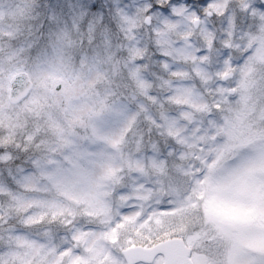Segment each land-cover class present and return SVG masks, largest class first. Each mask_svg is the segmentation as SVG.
Segmentation results:
<instances>
[{
    "label": "clouds",
    "instance_id": "9594fccd",
    "mask_svg": "<svg viewBox=\"0 0 264 264\" xmlns=\"http://www.w3.org/2000/svg\"><path fill=\"white\" fill-rule=\"evenodd\" d=\"M41 2L34 0L32 23L37 31L43 23ZM103 3L105 19L101 23L93 17L94 30L61 21L71 39L60 53L63 74L80 77L83 86L72 99L73 108L46 99V88L31 78V95L20 108L18 134L0 137V148L14 150L27 133L22 151L29 150V156L40 162L37 171L22 177L21 183L38 189L42 198L3 202L12 221L8 228L27 223L33 234L43 236L55 216L56 224L71 233L77 225L97 223L117 210L124 191L161 207L175 203L176 215L164 217V227L188 237L187 250H197L194 256L207 257L209 264H232L237 241L222 235L218 224L220 212L234 197L239 196L257 217L239 241L241 251L251 249L246 246L251 237L264 235V158L257 155L258 149H264V15L251 13L247 30L241 31L234 23V14L236 8L245 6V0H222L216 9L218 15L229 3L233 6L224 26L207 16L208 26L205 21L190 24L183 6L175 11L177 18L171 19L164 13L170 0ZM10 20L7 11L0 14L4 26ZM198 49L206 54L198 56ZM249 49L251 55L241 60ZM40 51L49 59L57 58L50 37ZM141 58L144 63L136 65L134 61ZM32 59L34 62L35 57ZM224 72L227 76L220 75ZM46 83L51 85L52 81ZM56 83H61L59 77ZM233 83L236 91L229 92ZM231 95L235 99H229ZM122 100L142 107L115 148L110 139L96 146L104 157L91 173V188L96 194L87 195L89 186L75 180L53 185L45 166L49 158L61 156L62 138L71 134L73 125L86 126L93 111ZM217 104L219 107H214ZM182 105L191 109L185 116H167ZM210 114L218 122L211 131L202 127L197 134L193 127L182 134L189 125H202ZM152 117L163 121L162 133L154 132ZM225 124L243 129L247 135L229 138L223 132ZM168 138L175 141L174 151L161 154L157 145L167 147ZM17 166L15 159L0 163L3 170ZM241 175L233 190L213 191L214 183L233 184ZM26 212L31 213L27 221ZM18 239L0 228V246L10 248Z\"/></svg>",
    "mask_w": 264,
    "mask_h": 264
},
{
    "label": "snow or ice",
    "instance_id": "6c2138e0",
    "mask_svg": "<svg viewBox=\"0 0 264 264\" xmlns=\"http://www.w3.org/2000/svg\"><path fill=\"white\" fill-rule=\"evenodd\" d=\"M221 3L222 0H170V7L165 8L164 13L171 19H176L175 11L183 6L182 11L190 24L205 21V26H208L205 20L207 16L213 23L219 21L224 26L227 23L225 17L229 15L228 9L233 6L229 3L225 6L226 10L218 15L216 9ZM105 8L103 0H76L73 4H69L67 0H42L40 11L43 23L40 24L39 31L24 41L10 40L12 50L6 51L5 56L12 55L18 49V58L0 61V137H14L18 134L16 124L20 122L21 105L31 95V89L28 88L31 78H35L46 88V99L59 101L66 109L73 108L74 90L79 89L80 93L83 86L80 84V77L63 74L60 53L65 46L71 44V39L67 29L61 26V21L94 30L91 21L96 17L103 23ZM210 9L212 11L209 13ZM5 11L11 14L13 6L6 8L0 5V14ZM253 12L264 15V3L257 5L255 0H245L242 9H235L234 23L241 31L247 30L249 16ZM0 29H3V38L9 40L10 27L0 23ZM50 36L55 41L53 51L57 58L35 55ZM25 52L28 54L27 58ZM205 54V50L198 49V56L203 57ZM249 55L251 49L244 53L241 60ZM134 63L141 65L144 60L141 58ZM227 74L224 72L220 75ZM58 77L61 83H56ZM48 80L52 81L51 85L46 83ZM228 91L235 92L236 84H231ZM229 99H235V96L231 95ZM138 107L142 105L128 104L122 100L90 113L86 126L73 125L71 134L66 139L62 138L64 146L61 156L49 158L45 166L53 185L75 180L89 186L87 195H95L91 188V173L104 159L96 146L110 139L115 148L120 143L119 137L127 134V126L134 122V113ZM214 107L218 108L219 105ZM190 110L189 106L182 105L177 112H170L167 116L183 117ZM152 119L154 132L159 130L162 133L163 121L157 117ZM217 123L214 115L210 114L202 125H189L182 134H187L193 127L197 128V134L202 127L211 131ZM235 129L232 124H225L223 132L232 138L236 136ZM27 139L26 133L14 150L11 147L8 150L0 148V163L15 159L18 164L17 167L0 169V228L7 229L9 236L19 238L10 248L0 246V264H190L197 250H185L182 246L187 244L188 237L164 227L163 218L167 217L165 213L174 212L175 203L161 207L145 203L143 200L146 198L124 191L120 193L123 203L117 210L101 217L97 223L77 225L71 233L56 224L55 216L52 217L49 231L43 236L33 234L31 225L27 223L20 228H8L12 221L5 214L3 202L42 198L38 189L21 183L22 177L34 174L40 167V162L29 156V150L22 151ZM32 139L35 141L37 138ZM157 147L161 149V154L174 151L175 141L168 138L167 147L159 143ZM257 155L264 158V149H258ZM240 179L242 175L233 184L216 182L213 184V191L221 194L233 190ZM231 205L246 207L239 196L233 198ZM30 214L25 213L26 221ZM245 229L246 227H240L235 233L221 230L222 235L232 236L237 241L233 248L232 264H264V249L241 251L239 241L244 238ZM177 238L181 244L174 243ZM258 252L261 254L258 255Z\"/></svg>",
    "mask_w": 264,
    "mask_h": 264
},
{
    "label": "rangeland",
    "instance_id": "374dc122",
    "mask_svg": "<svg viewBox=\"0 0 264 264\" xmlns=\"http://www.w3.org/2000/svg\"><path fill=\"white\" fill-rule=\"evenodd\" d=\"M24 0H18V3L13 6V12L9 14L12 17V20L9 21L8 26L10 27L11 30V35L8 41L2 42L1 44V39L3 37L0 36V61L3 60H8L12 61L16 58H18L19 50L17 49L15 52H13L12 55L5 56L6 51H11L12 50V44L10 43V40H14L18 34V29L15 27L16 25V17H21L23 16L24 19L28 18V12L27 8H25L23 5L21 6L20 3H22ZM28 1V0H25ZM69 4H73L76 2V0H67ZM0 5L2 6H12L9 2L0 0ZM91 31V29H89ZM0 34L3 36V29H0ZM39 37H37L38 39ZM27 40V39H24ZM22 40V41H24ZM51 43V39H50ZM53 44H51L53 48ZM27 52H25V58H27ZM35 55L37 56H43L46 55L43 51H40L36 53ZM62 64V68H63ZM79 94V89L74 90L73 95L76 96ZM19 123L16 124V127H18ZM235 135L236 136H244L247 135V133L240 128L235 129ZM167 216H172L176 215L175 212H170V213H165ZM220 222L218 224V230L221 231L223 229H238L240 227H249L251 226L257 219L256 215L253 214L252 210H249L246 207L242 206H234V205H229L226 208H224L220 212ZM246 246L253 249V250H260L264 249V235H257L254 237H251L247 243ZM194 264H209L207 257L202 256V255H195L192 259Z\"/></svg>",
    "mask_w": 264,
    "mask_h": 264
},
{
    "label": "trees",
    "instance_id": "16d2710c",
    "mask_svg": "<svg viewBox=\"0 0 264 264\" xmlns=\"http://www.w3.org/2000/svg\"><path fill=\"white\" fill-rule=\"evenodd\" d=\"M6 2H9L12 6H15V4L18 3V0H3ZM43 2H46V0H43ZM20 5L24 6L27 8L28 12V18L24 19L23 16L21 17H16V25L15 27L18 29V34L15 38H13L15 41H22L24 39H28L29 36H35L36 32H38L37 26H35L32 21L35 19V15L33 13V7H34V0H28V1H23L20 3ZM1 37L2 34H0ZM8 40H5L4 38L1 39V44L2 42H6Z\"/></svg>",
    "mask_w": 264,
    "mask_h": 264
},
{
    "label": "water",
    "instance_id": "95a60500",
    "mask_svg": "<svg viewBox=\"0 0 264 264\" xmlns=\"http://www.w3.org/2000/svg\"><path fill=\"white\" fill-rule=\"evenodd\" d=\"M174 243H177V244H181V241L179 240V239H176L175 241H174ZM182 246H183V244H182ZM184 247V246H183ZM185 248V247H184ZM185 250H187L186 248H185ZM190 264H191V262H190Z\"/></svg>",
    "mask_w": 264,
    "mask_h": 264
}]
</instances>
